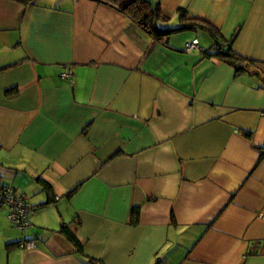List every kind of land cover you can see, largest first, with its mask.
Wrapping results in <instances>:
<instances>
[{
	"label": "crops",
	"instance_id": "0c3cea01",
	"mask_svg": "<svg viewBox=\"0 0 264 264\" xmlns=\"http://www.w3.org/2000/svg\"><path fill=\"white\" fill-rule=\"evenodd\" d=\"M150 1L244 69L202 28L162 44L99 0H0V186L33 209L23 231L0 207V264H264V0Z\"/></svg>",
	"mask_w": 264,
	"mask_h": 264
},
{
	"label": "trees",
	"instance_id": "16d2710c",
	"mask_svg": "<svg viewBox=\"0 0 264 264\" xmlns=\"http://www.w3.org/2000/svg\"><path fill=\"white\" fill-rule=\"evenodd\" d=\"M12 1L23 6H29L33 3L34 0ZM99 2L113 6L120 13L125 15L131 22H133L141 32H143L145 35H148L152 40L161 42L162 44H166L168 36L173 33L188 30L196 31L197 29L202 28L208 31L212 35V37H214L215 42L212 45V51L214 55H216L219 59L235 66L236 72L244 69L242 66L237 65V61H239L241 58H239L238 55L235 54L234 51H232L231 44L226 43L224 44V46H222L223 44H221L219 38H217L218 30H216L213 26L207 24L204 20L189 17L185 8L183 7H179L177 10L180 24L176 27H173L168 25L170 18L163 14L159 2H151L150 0H99ZM2 187L6 186H0V188ZM135 213L136 211L133 210V217ZM27 228L19 229L24 231ZM59 231L63 233L67 240H69L74 246H76L79 251H82V244L79 242L76 235L70 230L68 225L62 224L59 227ZM25 242L33 243V241L30 239H24L16 242L15 245L19 248H22V244ZM88 262L94 263V260L89 259Z\"/></svg>",
	"mask_w": 264,
	"mask_h": 264
},
{
	"label": "built area",
	"instance_id": "2783aa9c",
	"mask_svg": "<svg viewBox=\"0 0 264 264\" xmlns=\"http://www.w3.org/2000/svg\"><path fill=\"white\" fill-rule=\"evenodd\" d=\"M195 48H198V45L194 42H187L185 44L186 51H191ZM63 77H69V74L65 73ZM0 206H6L8 208L7 218L12 225L22 229L29 227V216L33 210L22 196L15 193V189L12 186L0 188ZM32 247V242L22 244V248L29 249Z\"/></svg>",
	"mask_w": 264,
	"mask_h": 264
}]
</instances>
